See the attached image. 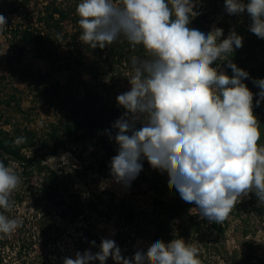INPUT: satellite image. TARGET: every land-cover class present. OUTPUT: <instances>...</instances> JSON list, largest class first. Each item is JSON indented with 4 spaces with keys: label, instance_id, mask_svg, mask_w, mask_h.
<instances>
[{
    "label": "clouds",
    "instance_id": "obj_1",
    "mask_svg": "<svg viewBox=\"0 0 264 264\" xmlns=\"http://www.w3.org/2000/svg\"><path fill=\"white\" fill-rule=\"evenodd\" d=\"M194 7V0H80L76 14L79 40L92 49L122 38L144 52V58L130 57V88L116 96L124 111L111 126L115 135L109 132L118 145L109 162L114 182L130 188L146 159L167 173L169 189L195 204L203 219L221 223L250 193L264 202V144L254 114V106L264 102V78H250L229 58L243 46L234 28L224 37L220 27L207 33L189 27L200 15ZM224 11L246 13L248 31L264 39V0H224ZM6 25L0 14V28ZM248 79L257 93L244 83ZM26 142L20 136L13 144ZM21 183L16 170L0 160V234L23 226L22 219L6 215ZM110 257L114 264H202L199 249L183 238L157 240L130 258L115 240L102 238L96 253L77 251L62 264H106Z\"/></svg>",
    "mask_w": 264,
    "mask_h": 264
},
{
    "label": "trees",
    "instance_id": "obj_2",
    "mask_svg": "<svg viewBox=\"0 0 264 264\" xmlns=\"http://www.w3.org/2000/svg\"><path fill=\"white\" fill-rule=\"evenodd\" d=\"M31 1L21 0L20 6L22 8L29 6ZM79 2L80 0H51L43 10L33 15L35 16L33 23L25 25L24 22H21L13 26L11 21H8V32L5 34L10 45L11 56L17 54L22 57L25 54L26 46H32L39 50H46L47 58L54 60L58 58L56 49L66 44L69 55L76 59L75 63L78 68L86 66V54L95 59V64L88 67V74L97 81L107 73L105 70L107 62L111 64L112 60L124 61L130 67V57L135 55L144 58L141 47L133 49L122 38L104 49H92L88 44L80 41L81 29L78 24L79 17L76 14ZM198 12L200 15L192 20L189 27L207 33L211 30L215 20L204 11ZM19 13V9L11 10V14ZM65 21L71 23L72 33L64 30L62 24ZM249 23L250 20L246 16L240 17L234 22L237 28L236 32L243 37V46L235 50L229 58L238 67L248 71L250 78L260 79L264 78V61L258 59L256 52L264 47V39H259L248 31ZM216 27L222 28L224 33L229 31V26L226 24H217ZM58 35L59 39H57ZM228 71L232 74L231 69ZM3 79L4 77L0 76V84ZM248 81L251 82V79L245 80L244 83ZM52 89L55 97H60L59 108L64 114V119L58 125L52 124L50 131L46 134L41 136L32 129L12 124L8 119H5L3 125H0V160L13 167L22 178L20 189L13 192L14 198L12 199L17 206L30 201L33 208L32 215L20 218L23 220V226L17 229L16 233L18 234L15 241L11 235L0 234V264H55L51 259V254L36 252V243L43 239V241L51 240L57 245L65 234L72 239L76 251L83 253L88 247L93 253L99 251L101 239L93 232L91 225L93 201L88 199V203L85 204L81 193L69 187L83 181L87 167L85 169L46 170L45 163L58 156L62 151L69 149L70 146L91 139L95 140L101 150V156L96 161L97 170L99 174L106 175L109 172L110 159L117 154L118 149L115 141L110 139L109 132L112 136L115 135V130L111 126L123 114L124 109L103 102L98 93L88 88H84L83 93L78 92V95H75L73 83L64 86L56 83V85H52ZM6 104L11 105L10 101ZM254 114L260 121L261 109L254 108ZM3 118L4 116L0 115V119ZM20 136L26 137L27 142L16 146L13 141ZM142 163L143 171L137 178L146 181L149 188L156 194L174 198L168 204L161 200H155V204L161 208L163 214L171 219L188 214L193 204L184 202L174 188L169 189L167 173L153 169L146 159ZM146 171L150 175H146ZM36 174L43 176L44 185L33 183ZM120 205L124 210L123 219L126 225H133L137 217L135 210L125 209L124 200ZM251 207L258 214L264 210L262 205H256L255 196H252L247 200H238L231 212L240 215L242 209L248 210ZM17 209L14 206L12 211L15 210L16 213ZM0 211L3 210L0 209ZM11 212L6 215L11 217ZM54 212L59 214L64 227L54 220ZM203 223L206 224L210 238H215V236L219 239L226 238L229 225L227 220L221 223H209L203 219ZM195 226L196 232H201L200 225L196 223ZM124 240L122 234L117 235V241L121 246L125 245ZM91 241H95L96 245L92 246ZM213 243L212 241L207 243L206 248L213 249ZM253 249V245L250 244L247 249L248 255L246 254L244 257L245 262L251 259ZM64 257L66 256L62 253L59 258L57 256V264L60 262L62 264ZM93 264L99 263L95 261Z\"/></svg>",
    "mask_w": 264,
    "mask_h": 264
},
{
    "label": "rangeland",
    "instance_id": "obj_3",
    "mask_svg": "<svg viewBox=\"0 0 264 264\" xmlns=\"http://www.w3.org/2000/svg\"><path fill=\"white\" fill-rule=\"evenodd\" d=\"M50 1L32 0L29 6L22 8L21 0H0V14L7 18V25L0 28V76L4 77L0 84V115L4 116L3 119H0V125H3L5 119H8L12 124L32 129L41 136L50 131L52 124L58 125L64 119V114L59 108L60 97H55L52 85L59 83L64 86L73 83L75 95H78V92L83 93L84 88H88L98 93L103 102L116 106H118L116 96L130 88L127 79L130 67L127 63L119 60H112L111 64L107 62L105 63L107 73L100 80H93L88 74V67L95 64V59L86 54V66L78 68L75 63L76 59L70 57L66 44L56 49L58 58L54 60L47 58L46 50H39L32 46H26L25 54L22 57L17 54L11 56L10 45L5 34L8 32V21H11L13 26L21 22H24L25 25L33 23L35 21L33 15L43 10ZM194 4V11H204L215 20L211 29L217 24H226L229 26V31L233 28L236 31L234 22L240 17H248L246 13L229 16L224 11V0H194ZM13 9L15 11L19 9L21 14H11ZM62 26L66 32L72 33L73 29L69 21L63 22ZM229 31L224 33V37H227ZM256 54L260 61H264V47L257 50ZM213 66L215 67L216 63ZM221 66L223 67V65ZM225 70L228 75H231L228 69ZM246 84L253 93L259 91L252 82L248 81ZM255 99L256 97H254V105ZM8 101L11 103L10 106L6 104ZM254 108L261 109V120L259 121L261 139L259 143L264 144V102ZM100 156V146L95 140L89 139L74 144L58 156L49 159L45 163V169L67 168L70 170L87 167L83 181L69 187L81 193L85 204L88 203V199H92L91 225L93 232L101 240L102 238L115 240L123 256L130 258L138 249L146 251L147 247L157 240L168 243L174 238H183L199 249V259L202 264H264V210L258 214L251 207L248 210L242 209L240 215L231 212L226 219L229 223L226 238L219 239L217 236L210 238L206 224L203 223V218L195 204L188 214L180 218L171 219L165 216L161 208L155 204V200H161L168 204L174 198L156 194L143 179L136 178L130 188H125L115 183L109 172L106 175L99 174L96 161ZM146 175H150V173L146 171ZM33 183L44 185L43 176L36 174ZM18 188L20 189V187ZM252 196L254 197L255 194L250 193L241 200H247ZM12 198H14L13 194ZM123 200L125 209H133L136 212L137 217L133 225H126L123 219L124 210L120 205ZM255 203L264 207V202H258L256 196ZM15 206L18 208L17 212L15 213L13 210L11 217L26 218L33 214L30 201ZM53 215L54 220L64 227L59 214L54 212ZM196 223L200 225L201 232L199 233L195 229ZM16 231L11 234V238H15L14 241L18 234ZM118 234L123 235L124 246H121L117 241ZM210 240L214 242L211 250L205 246L211 242ZM250 244L254 248L252 257L245 262L244 257L246 254L248 255L247 249ZM36 252L51 254V259L57 264L61 253L74 258L77 251L72 239L65 234L57 245L51 240L43 241L41 239L36 243ZM106 264H114L111 257Z\"/></svg>",
    "mask_w": 264,
    "mask_h": 264
}]
</instances>
